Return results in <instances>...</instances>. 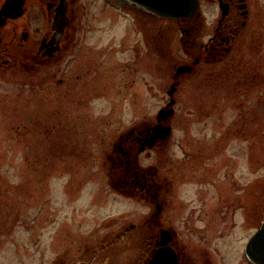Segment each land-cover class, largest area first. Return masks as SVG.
<instances>
[{"label":"flooded vegetation","instance_id":"af4514ba","mask_svg":"<svg viewBox=\"0 0 264 264\" xmlns=\"http://www.w3.org/2000/svg\"><path fill=\"white\" fill-rule=\"evenodd\" d=\"M258 3L199 0L192 17L174 19L118 0H0V157L9 136L16 156L62 157L50 172H68L71 144L77 162L90 163L82 172L97 169L88 212L76 205L82 183H61L63 215L48 193L49 212L30 219L29 232L18 216L16 228H0V254L45 236L50 252L63 250L49 264H256L248 249L264 223L259 167L252 187L226 133L177 134L171 120L182 91L199 99L260 85Z\"/></svg>","mask_w":264,"mask_h":264},{"label":"rangeland","instance_id":"374dc122","mask_svg":"<svg viewBox=\"0 0 264 264\" xmlns=\"http://www.w3.org/2000/svg\"><path fill=\"white\" fill-rule=\"evenodd\" d=\"M256 11L259 21L255 18V23L260 30L262 49L261 60L258 66L261 73L260 85L251 92L240 91L235 86H231L228 94L224 92L205 93L199 99L192 92L182 91L179 94L180 105L177 108L178 112L171 121L174 122V131L177 134L184 133L193 136V134L197 133H226L229 136L227 141L229 149L233 148V153H239L242 157L244 156L247 164L250 166L245 180L250 182L252 187L255 180V173L253 171L254 169L257 171L259 167L261 184L260 209L264 218V0H259ZM167 25L168 22H166ZM173 28V36H176L174 41L178 44V52L172 58L178 61L182 59L180 51L183 52L184 47L179 43L181 32L178 26L176 25ZM159 97L157 101L161 100L162 93H160ZM199 101L201 102L200 104H198ZM203 105L204 107L202 108ZM216 105L218 108L212 110L211 106ZM157 111V104L151 102L149 108L150 118H153ZM15 143L16 141L8 136L6 138L4 156L0 157V164L4 165L1 179L3 178L5 191L4 210L2 211L3 215L0 220L1 229L13 230L16 228L14 219L15 216H18L21 219L19 222L22 224L21 229L29 232L31 229L29 227V220L35 217L45 218V215L49 212L48 206L51 204L49 202L50 195L53 196L52 207L54 208V212L61 217L64 212L61 200H65L64 198H66L61 189L63 185L61 183L64 182H69L71 187L76 185L74 183H82V190H78L82 193L78 197L80 200H77L78 203L76 205L80 207L79 209L82 208L80 212L86 213L89 211V208L84 206L85 203L83 202L88 199L87 191H92L91 187L93 186L91 183L97 181V169L95 172H82L81 167L83 168L84 165L90 163L86 160L80 161L82 163L77 162V158L72 151V144L69 154L68 172L61 171L60 169L57 171L56 168L53 169V172H50L48 165L55 166V161L58 160L60 162L59 159L62 157H58L55 154L54 161L52 162L51 159L53 157L47 156L44 149L42 151L38 150L31 157H27L25 153L16 156ZM88 152L91 155L89 159L95 157L92 161V165H95L97 150L91 149ZM82 158L88 159L87 156ZM79 164L80 166H77ZM28 165L35 167L32 169L33 172L26 167ZM94 169L92 167L89 168V170ZM83 170H87V168H83ZM102 175L99 174L100 180L103 179ZM49 185L50 190H48ZM72 191L78 192L77 189ZM71 207H75V205L73 204ZM73 211L71 209L70 212ZM37 223L40 224L41 221H36ZM36 228L38 229L39 226ZM56 231L55 236L57 237L59 231ZM61 256H63V250L57 246L53 252H50L45 236H42L26 243L25 246L23 243L22 248L17 252L12 245H8L0 254V264H49L52 259L56 262Z\"/></svg>","mask_w":264,"mask_h":264},{"label":"water","instance_id":"95a60500","mask_svg":"<svg viewBox=\"0 0 264 264\" xmlns=\"http://www.w3.org/2000/svg\"><path fill=\"white\" fill-rule=\"evenodd\" d=\"M127 5H134L166 18H190L198 10L199 0H118ZM173 112L162 110L160 115ZM170 127H167L169 130ZM166 130V131H167ZM248 257L256 264H264V223L254 236L248 249Z\"/></svg>","mask_w":264,"mask_h":264}]
</instances>
